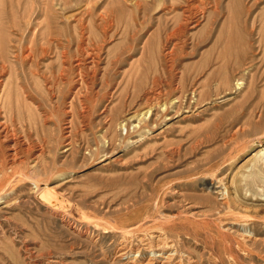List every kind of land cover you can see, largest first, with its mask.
Here are the masks:
<instances>
[{
    "label": "rangeland",
    "instance_id": "1",
    "mask_svg": "<svg viewBox=\"0 0 264 264\" xmlns=\"http://www.w3.org/2000/svg\"><path fill=\"white\" fill-rule=\"evenodd\" d=\"M143 1L0 0V96L13 83L36 145L0 197V264H264V0H203L192 20L191 0ZM157 232L177 249L117 257Z\"/></svg>",
    "mask_w": 264,
    "mask_h": 264
},
{
    "label": "bare ground",
    "instance_id": "2",
    "mask_svg": "<svg viewBox=\"0 0 264 264\" xmlns=\"http://www.w3.org/2000/svg\"><path fill=\"white\" fill-rule=\"evenodd\" d=\"M191 1H193V2H191ZM191 1L187 3L188 5H187V8L185 9V11L183 12V15H185L187 19L192 20L193 18L196 17V14L200 13V11L202 10L201 9V2H203V0H191ZM197 2H199V3H197ZM134 3L138 9L142 8L143 5L146 4L143 0H135ZM203 14H204V12H203ZM183 33H184L183 27L180 25V27H178V29L174 30L172 32V34H170L167 37L166 42L171 44V42L175 39L176 43H174L173 47L177 46V42L181 39V36L183 35ZM84 36L85 35L83 34L82 37H79L82 40L81 41L82 46L85 43ZM81 45L78 46V48L76 50L77 51L76 54H78V56H82V58L85 55L87 57H92L91 54H89V53L96 51V50L84 48ZM68 46H70L69 40H68ZM43 51H46V50H43ZM172 51H173V49H172ZM43 53H45V52H43ZM63 54H64L63 55L64 62H62V64H61V65H63L61 67V74H60L61 78L62 77L64 78V76L66 75V71L68 68L66 66H64V64L68 63L72 70H77L82 74V75L79 74V76H81V78H80L81 81L80 80L79 81L81 82V86H83L85 83H87V80H86L87 75H86V72L84 71L86 69L83 70V66H81L79 63L76 67H73V64L70 61L71 58L69 56V52H65ZM72 70H71V72H72ZM6 72H7V67L6 66H0V75H1L0 78L2 76H4ZM60 76H59V78H60ZM2 85H3V82L0 79V88L2 87ZM11 85H13V83ZM11 85L10 84L4 85L3 93L0 96V105H1L0 118H2V117L5 118L4 121H0V159H1V163H0V197L9 188L8 186H10V187H11V185L14 186V183L16 181H20V179L22 181V177L26 176V173L23 172L22 167L25 165V161L30 158L34 149H36V145L32 141L33 135L25 134V137L21 136L19 131H18L19 128H17L16 125L13 124L14 123V121L12 119L13 117H11L12 114L10 113L12 111L10 108H11V105L13 103V101H11L12 99L10 98L11 90H12ZM161 89L162 88H160V90ZM160 90L158 89V91H156L155 93L153 92V94H152L153 98L159 99L161 97V91ZM3 113H4V115H3ZM136 118L138 119V116ZM19 122H21V121H19ZM21 123H19V124L21 125ZM23 127H24V124L21 125L20 129L22 130ZM27 144H29V145H27ZM66 146L69 147L68 148V150H69L72 147V144L67 143ZM40 149H41L40 150V156H42L45 153L44 152L45 149L44 148H40ZM7 160H10V162L7 163ZM35 183L37 185V182H35ZM62 219L64 222V217ZM78 230L82 233L84 231L80 228ZM128 231H129V229H128ZM157 233H159V234L156 235L154 237V240H152V241H150L148 239H139L140 242H142V244L140 246H138L137 248H135L134 245H132L133 243L131 242L129 235L128 234L124 235L122 237V240L119 243L117 257H120L121 259H123L125 257L132 255L134 253V251H136V250H137L136 251L137 253H142L143 251H148L151 254H153L154 256L158 250V252L162 253L163 255H167L166 250L168 248H170L171 250L177 249L173 244L172 245L168 244V240L165 238V235L163 234V232H157ZM131 235H132V233H131ZM168 245H170V246H168ZM176 253H177V251H176ZM161 256L162 255H160V257ZM165 257H166L165 259H167L166 264H199V262L196 260H193L191 258L184 259L182 257L179 260L177 259L178 261H176V263H174L176 259L173 257L172 251H171V254H169L168 256H165ZM155 262H156L155 259H149V261L146 264H155ZM138 263H140V262L133 260L131 263H128V264H138ZM163 264H165V262Z\"/></svg>",
    "mask_w": 264,
    "mask_h": 264
},
{
    "label": "water",
    "instance_id": "3",
    "mask_svg": "<svg viewBox=\"0 0 264 264\" xmlns=\"http://www.w3.org/2000/svg\"><path fill=\"white\" fill-rule=\"evenodd\" d=\"M39 197L53 207H69V202L50 187H45Z\"/></svg>",
    "mask_w": 264,
    "mask_h": 264
}]
</instances>
